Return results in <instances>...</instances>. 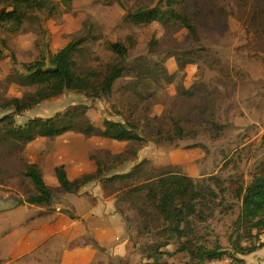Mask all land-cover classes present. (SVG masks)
<instances>
[{
  "label": "rangeland",
  "instance_id": "374dc122",
  "mask_svg": "<svg viewBox=\"0 0 264 264\" xmlns=\"http://www.w3.org/2000/svg\"><path fill=\"white\" fill-rule=\"evenodd\" d=\"M51 1L56 7L53 17L46 20L43 14L38 15L43 28L38 23L25 21L20 34L8 38L11 49L20 60L30 61L36 57L47 60L50 53L92 34L100 36V47L105 42L117 39H123L128 45L129 41L126 39L131 35L137 45L131 50L128 67L147 74L154 95H148L149 99H143L138 106L134 105V96H131L128 106L125 99L124 103L119 104L123 99L121 95H117L118 100L113 98L94 102L82 94L66 91L61 97L46 101L32 111L18 116V123L24 124L31 118L52 117L69 107H91L77 120L74 130L59 137L23 142L0 135V159L10 158L8 163L1 166L15 167L14 173L10 174L14 181L0 183L1 190L18 187L25 191L30 190V181L25 174L33 164L41 166L46 183L55 188L58 185L55 168L58 166L64 165L70 178H77L94 172L97 161L103 162L107 177L128 173L139 163L145 162L141 169V178L144 181H150L161 172L169 171L195 180L209 181L211 178H218V183L227 187L228 191H233L240 184L250 183L251 174L257 166L264 163V145L261 141L264 135V0H218L220 19L208 16V7L199 9V13L205 18L201 17L199 21L202 40L196 43L195 51L185 57L184 68L178 67L175 54L177 51H185L190 45L186 41V31L179 29V32L170 33L169 30L159 27L141 30L127 26L124 22L129 12L143 5H156L160 0ZM196 1L188 0L186 10L189 13L195 12ZM6 4L8 7L5 9H1L3 5L0 6V13L11 10V1ZM227 13H230L229 19L223 18L222 15ZM41 29L44 33L47 32V39L43 41ZM153 35L157 42L155 46L149 47ZM9 56L10 52L4 50V59L0 63V79L8 86L4 90L0 86V97L2 93L7 97H27L30 90L22 88L8 76ZM108 57L103 56L102 59L108 60ZM86 63L98 66L93 59ZM127 92L131 93L129 90ZM127 92L125 90V96L128 95ZM114 104L119 108L126 105L125 108H137L138 112L141 109L143 113L150 112L151 118H157L148 120L153 129L152 136L162 141H150L148 138L151 135L147 134V130H143L146 140L142 146H132L126 142L86 133L92 120L96 122V128H100L98 122L103 119L124 122L122 117L115 114L112 108ZM147 107L150 109L146 110ZM213 112L216 115L215 120L224 125L218 139L208 132L209 125L201 126L203 118ZM2 114L4 113L0 112V117ZM176 117L182 118L184 127L195 130L196 135L185 134L183 140L178 142L164 141L163 139L171 135L172 119ZM159 128H162L160 138L157 135ZM134 147H137L136 153L132 152ZM121 154L130 160L118 158ZM11 157H14V161L17 160L15 164ZM226 158L231 161L228 165L224 163ZM236 160H240V163L236 164ZM90 186V190L101 188L104 191L102 199L111 197L116 212L120 214L124 207L117 204L114 193L116 189L125 188L123 182L115 180L104 188L96 181ZM82 199L91 206L99 202L94 200L92 194L82 195L78 202ZM227 204H233V209L228 214H219V208L212 222L195 224V232L192 234L195 243L212 247L218 241L223 247L229 246L228 237L239 215L240 203L229 196ZM43 212H47V215L41 217ZM71 216L72 210L58 212L55 204L43 208L18 206L14 211L0 212V262L8 263L28 250L22 243L27 233L34 242H39L35 234L38 226L63 223ZM102 216L99 213L100 219ZM121 218L125 221L129 240L127 256L121 264H141L146 261V257L137 239L138 228L134 222L129 228L122 215ZM89 226L83 240L90 244L82 252L86 256H93L101 249L95 247L99 243L94 230L98 224L94 222ZM43 230L47 228L43 227ZM66 235L69 236V233L66 232ZM185 241L170 247L171 251L177 252ZM73 244L69 243L64 250L61 264H74ZM12 246L15 247L14 250ZM256 258L257 255L250 260L256 261ZM165 261L168 264H190V256L188 253L167 255Z\"/></svg>",
  "mask_w": 264,
  "mask_h": 264
},
{
  "label": "trees",
  "instance_id": "16d2710c",
  "mask_svg": "<svg viewBox=\"0 0 264 264\" xmlns=\"http://www.w3.org/2000/svg\"><path fill=\"white\" fill-rule=\"evenodd\" d=\"M7 1H11L12 8L0 13V63L4 59V50H8V76L22 88L29 89L30 93L24 98L1 94L0 112L4 114L0 117V135L18 141L33 142L42 138L59 137L74 130L77 120L91 109L90 106L69 107L52 117L31 118L24 124L18 123L17 120L18 116L32 111L46 101L61 97L66 91L82 94L94 102L113 98L118 100L117 95H121L123 99L119 104L124 103L125 99L128 106L131 96H134V105L138 106L143 99H149L148 95H154L147 74L128 67L131 50L137 45L131 35L126 39L129 41L128 45L123 39H117L105 42L104 46L100 47V36L92 34L50 53L47 60L40 57L30 61L20 60L11 49L8 38L18 36L25 21L38 23L43 28L38 15L43 14L47 20L53 17L56 7L51 0H0V6ZM196 2L197 9L195 8L194 13H189L186 10L188 0H160L156 5H143L129 12L124 22L127 26L141 30L159 27L169 30L170 33L179 32V29L186 31V41L190 42V45L185 51H177L175 54L178 67L184 68L185 57L193 53L196 43L202 40L199 21L204 15L199 13V9L208 7V16L221 18L218 16V0ZM222 17L229 19L230 13ZM40 31L42 41L46 40L47 32L44 33L42 29ZM156 42L153 35L149 47L155 46ZM39 47L38 45L37 48ZM103 56H109L108 60L102 59ZM89 59H93L98 66L88 65L86 62ZM125 90L131 93L127 92L128 95L125 96ZM128 106H112L115 114L122 117L124 122L103 119L98 122L100 128H96V122L92 120L86 133L126 142L132 146H142L146 140L143 130H147V134L151 135L148 138L150 141L161 142L162 140L152 136L153 129L148 122L157 118H151L150 112L143 113L142 109L138 112L137 108L133 110ZM149 109L150 107L146 108ZM213 113L203 118L201 126L209 125L208 132L218 139L224 125L215 120L216 115ZM172 123L171 135L163 139L164 141L178 142L183 140L185 134L196 135L195 130L184 127L182 118H173ZM161 134L162 128H159L158 138ZM261 141L264 145V135ZM136 151L137 147H134L132 152ZM118 158L130 160L124 154ZM230 162L228 158L224 161L226 165ZM235 163L239 164L240 160ZM144 164L145 162L139 163L128 173L107 177L104 174L103 162L97 161L94 172L77 178H70L66 167L61 165L55 168L58 184L55 188L46 183L41 166L33 164L25 174L31 185L30 190L25 191V202L32 206L50 207L57 198L66 194L79 195L83 188L93 182L99 181L106 188L109 182L119 180L125 188L116 189L115 198L117 204L124 207L119 213L125 218L129 228L133 222L138 228L137 239L146 257V261L141 264H168L165 261L167 255L180 253L189 254L190 264H205L213 260L226 263L228 261L227 264H245L244 257L264 248V163L256 167L249 184H240L233 191L221 186L218 178H211L209 181L195 180L187 175L169 171L161 172L150 181H144L141 178ZM229 196L240 203L239 215L228 237L229 246L223 247L218 241L212 247L195 243L192 237L195 224L212 222L219 208V214H228L233 209V204H227ZM150 238L153 240L150 241ZM184 240L186 241L177 252L171 251L170 247Z\"/></svg>",
  "mask_w": 264,
  "mask_h": 264
},
{
  "label": "crops",
  "instance_id": "0c3cea01",
  "mask_svg": "<svg viewBox=\"0 0 264 264\" xmlns=\"http://www.w3.org/2000/svg\"><path fill=\"white\" fill-rule=\"evenodd\" d=\"M5 7H8V4H4L1 9H5ZM52 34L54 35L55 32ZM53 37L55 38V36ZM0 86L4 90L8 84L1 78ZM9 160L10 158L0 159V183L14 181L13 175L10 174L14 173L15 167L1 166L5 162L8 163ZM11 160L13 164L17 161H14V157H11ZM90 185L83 188L79 195L66 194L53 203L58 212L66 209L72 210L74 218L71 217L63 223L54 222L49 225L38 226L35 229V234L39 238V242H34L30 234L27 233L22 243L28 250L14 257L10 262H0V264H61L63 252L69 243H74L72 247L75 254L74 264H121V261L127 256L129 242L125 221L116 212L111 197L102 199L101 195L104 194V191L101 188L90 190ZM5 192L7 193L4 194ZM86 194H92L94 200H99V202H96L95 206L84 202L83 199L78 202V198ZM18 206L32 207L25 202V190L23 188L0 190V212L14 211ZM99 213L103 214L102 219L99 218ZM44 215L47 214L45 212L40 214L41 217ZM73 220H75V224H72ZM94 222L98 224L94 230L99 241L95 247L101 249L91 257L82 252V249L90 244L89 241L84 243L83 237L86 238L89 224ZM43 227H46L47 230H43ZM66 232L69 233V236L66 235ZM12 249L14 250L15 247L12 246ZM255 255H257L256 261L250 260ZM244 258H246L245 264H264V248Z\"/></svg>",
  "mask_w": 264,
  "mask_h": 264
},
{
  "label": "built area",
  "instance_id": "2783aa9c",
  "mask_svg": "<svg viewBox=\"0 0 264 264\" xmlns=\"http://www.w3.org/2000/svg\"><path fill=\"white\" fill-rule=\"evenodd\" d=\"M72 224H75V220L72 221ZM224 261H218V260H213V261H208L205 264H222Z\"/></svg>",
  "mask_w": 264,
  "mask_h": 264
}]
</instances>
